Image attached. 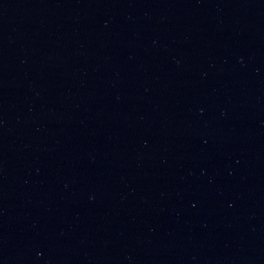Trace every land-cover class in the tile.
<instances>
[{
  "label": "water",
  "instance_id": "water-1",
  "mask_svg": "<svg viewBox=\"0 0 264 264\" xmlns=\"http://www.w3.org/2000/svg\"><path fill=\"white\" fill-rule=\"evenodd\" d=\"M0 264H264V0H0Z\"/></svg>",
  "mask_w": 264,
  "mask_h": 264
}]
</instances>
